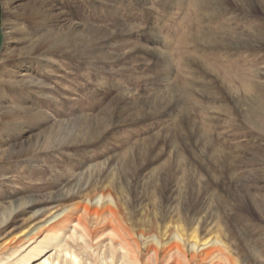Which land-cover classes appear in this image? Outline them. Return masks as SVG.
I'll return each mask as SVG.
<instances>
[{"label":"rangeland","instance_id":"1","mask_svg":"<svg viewBox=\"0 0 264 264\" xmlns=\"http://www.w3.org/2000/svg\"><path fill=\"white\" fill-rule=\"evenodd\" d=\"M263 205L264 0H0V264H264Z\"/></svg>","mask_w":264,"mask_h":264},{"label":"bare ground","instance_id":"2","mask_svg":"<svg viewBox=\"0 0 264 264\" xmlns=\"http://www.w3.org/2000/svg\"><path fill=\"white\" fill-rule=\"evenodd\" d=\"M259 209H260V207H259ZM195 236H196L195 234L192 235L193 238ZM55 237H56V234L51 233V234H49V236H45L44 238L39 239L37 242H35V244L31 245L29 248L27 247L28 249L26 251L22 252L15 262H13V263L5 262L3 264H28L30 262V260H34L33 258L37 257L42 252L44 246H46V245L49 246V244H52L54 242V240H55ZM18 242H16V243H18ZM63 253H64V256H65L64 257V264H80L79 263V258L74 253H70L67 250H64ZM214 254H216V255L217 254H223V249L220 248V247H211L210 249H208L206 251V255L207 256H211V255L213 256ZM156 255H157V253H155L154 257H156ZM131 261H132L133 264H137L138 263V260L134 259V258L131 259ZM227 262H228V264H232L231 261L229 260V258H227ZM40 264H60V263H59L58 259L56 261H54V262L46 259ZM176 264H179V263L177 262Z\"/></svg>","mask_w":264,"mask_h":264}]
</instances>
